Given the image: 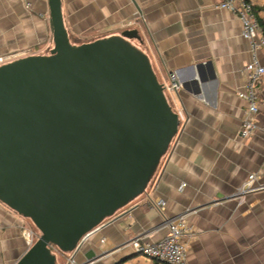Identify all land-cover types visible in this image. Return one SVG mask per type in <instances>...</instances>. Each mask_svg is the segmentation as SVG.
Instances as JSON below:
<instances>
[{
	"label": "crops",
	"instance_id": "obj_1",
	"mask_svg": "<svg viewBox=\"0 0 264 264\" xmlns=\"http://www.w3.org/2000/svg\"><path fill=\"white\" fill-rule=\"evenodd\" d=\"M64 26L76 39L135 30L131 42L149 58L172 109L182 115L177 132L145 192L87 236L73 259L106 252L90 264H165L135 253L131 241H156L164 218L184 216L192 228L187 264H264V189L241 192L249 174L264 186V76L258 110L250 116L244 66L251 59L237 16L223 0H60ZM264 20V0H252ZM53 47L48 0H0V57L17 59ZM264 65V48L255 50ZM23 57V56H22ZM177 84L170 89V75ZM257 130L241 137L245 119ZM162 199V212L152 201ZM30 220L0 202V264H14L29 248ZM99 226V225H98ZM57 264L71 254L56 252Z\"/></svg>",
	"mask_w": 264,
	"mask_h": 264
},
{
	"label": "water",
	"instance_id": "obj_2",
	"mask_svg": "<svg viewBox=\"0 0 264 264\" xmlns=\"http://www.w3.org/2000/svg\"><path fill=\"white\" fill-rule=\"evenodd\" d=\"M53 47L0 65V202L39 235L14 264H57L142 195L180 124L135 30L75 44L48 0ZM106 252L83 254L90 264ZM136 253V252H135Z\"/></svg>",
	"mask_w": 264,
	"mask_h": 264
},
{
	"label": "built area",
	"instance_id": "obj_3",
	"mask_svg": "<svg viewBox=\"0 0 264 264\" xmlns=\"http://www.w3.org/2000/svg\"><path fill=\"white\" fill-rule=\"evenodd\" d=\"M254 5L252 0H223L218 5L219 8L229 10L237 16L241 24V36L249 43L251 59L244 66L246 83L244 85V90L237 92V96L247 102V112L250 116L255 114L258 110V93L256 87L264 76V65L259 62L255 55L256 49L264 48V32ZM31 54H35V52L33 50L23 51L18 58ZM6 62H9L7 58L0 57V65ZM176 87L177 84L174 81V76L171 74L169 88L175 89ZM177 114L179 119H181L182 115L180 112ZM256 130L257 125L252 119L247 118L242 123L240 136L243 138L249 137ZM256 177V174H249L240 191L244 193L264 189V186L253 185ZM164 204L165 202L162 199L152 201V206L159 212H162ZM164 224L166 227L164 236L156 241L146 243L141 242L139 239H134L131 241L133 250L137 254L165 264H187V241L185 238L192 236V228L187 224L182 215L165 217ZM102 225L97 226L96 229ZM36 238L37 234L33 229L26 231L25 240L29 246ZM66 262L67 264H77L72 256L67 258Z\"/></svg>",
	"mask_w": 264,
	"mask_h": 264
},
{
	"label": "rangeland",
	"instance_id": "obj_4",
	"mask_svg": "<svg viewBox=\"0 0 264 264\" xmlns=\"http://www.w3.org/2000/svg\"><path fill=\"white\" fill-rule=\"evenodd\" d=\"M69 38H70V41L75 43V44H79V43H83V42H89V41H93L94 40V36H80V39H76V38H74L72 36H69ZM30 226H32L35 229V232H36L37 237H38L39 233H38L37 229L33 226L32 223H30Z\"/></svg>",
	"mask_w": 264,
	"mask_h": 264
},
{
	"label": "trees",
	"instance_id": "obj_5",
	"mask_svg": "<svg viewBox=\"0 0 264 264\" xmlns=\"http://www.w3.org/2000/svg\"><path fill=\"white\" fill-rule=\"evenodd\" d=\"M261 10L264 11V3H263V5L261 6ZM259 22H260V25H261L262 30H263V32H264V20L260 19Z\"/></svg>",
	"mask_w": 264,
	"mask_h": 264
}]
</instances>
